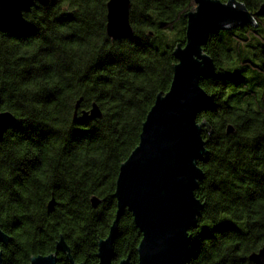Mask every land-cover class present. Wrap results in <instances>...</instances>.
<instances>
[{"label": "trees", "instance_id": "16d2710c", "mask_svg": "<svg viewBox=\"0 0 264 264\" xmlns=\"http://www.w3.org/2000/svg\"><path fill=\"white\" fill-rule=\"evenodd\" d=\"M108 1L36 3L24 27L0 30V112L18 119L0 143V225L12 236L0 243L3 264L56 252L60 235L77 262L98 263V241L116 215L120 166L157 94L170 88L173 50L185 43L195 0H131L134 34L124 39L107 33ZM241 1L251 11L264 3ZM256 19L257 26L214 33L205 47L220 74L201 80L213 103L198 121L213 132H204L209 153L195 194L206 205L190 230L189 264H255L249 255L264 244V16ZM93 102L103 115L83 118ZM93 196L103 199L97 208ZM141 238L126 210L113 264L128 256L138 264ZM58 258L71 264L61 251Z\"/></svg>", "mask_w": 264, "mask_h": 264}, {"label": "water", "instance_id": "95a60500", "mask_svg": "<svg viewBox=\"0 0 264 264\" xmlns=\"http://www.w3.org/2000/svg\"><path fill=\"white\" fill-rule=\"evenodd\" d=\"M51 0H0V30L12 31L26 25L25 13L38 3L48 6ZM131 0H109L107 3V33L113 39L134 34L130 20ZM186 40L177 43L173 54V79L166 92H159L142 125L140 140L128 158L122 162L116 180L115 219L105 238L98 241V263L112 264L114 242L125 211L132 213L142 238L138 245V264H189L192 258L190 230L198 227L206 203L195 191L205 178L199 165L209 153L204 132L212 134L211 124L198 121V115L213 103V96L201 85V80L220 74L213 57L205 51L214 31H231L247 24L257 26L256 17L264 16V3L251 11L241 0H195L186 14ZM83 100L76 105V114ZM103 115L97 102L82 109L81 116L96 119ZM11 111L0 112V143L9 128L17 123ZM228 134L235 132L228 124ZM103 199L91 198L94 208ZM53 196L49 211L56 206ZM12 236L0 225V243L8 244ZM63 252L71 264L77 262L63 235L56 241V252L33 255L29 264H58V252ZM255 264H264V244L249 255ZM0 264L3 252L0 250ZM118 264H132L131 257Z\"/></svg>", "mask_w": 264, "mask_h": 264}, {"label": "rangeland", "instance_id": "374dc122", "mask_svg": "<svg viewBox=\"0 0 264 264\" xmlns=\"http://www.w3.org/2000/svg\"><path fill=\"white\" fill-rule=\"evenodd\" d=\"M223 32H224V31H223ZM221 37H222L223 39L227 40L229 36H228L227 33H221ZM244 55H246L248 58L253 57L252 49L249 48V47H246V48L244 49ZM229 94H230V92H229ZM229 94H228V95H229ZM228 95L225 97L226 100H228ZM232 100H233V99H232ZM232 100H231V104L235 103L234 100H233V101H232Z\"/></svg>", "mask_w": 264, "mask_h": 264}, {"label": "flooded vegetation", "instance_id": "af4514ba", "mask_svg": "<svg viewBox=\"0 0 264 264\" xmlns=\"http://www.w3.org/2000/svg\"><path fill=\"white\" fill-rule=\"evenodd\" d=\"M223 1H226V0H223ZM219 32H221V31H214V32H212L211 33V35H210V37L215 33H219ZM209 42H210V38H209V40H208V42H207V44L204 46V49H205V47L209 44ZM205 51H206V49H205ZM207 52V51H206ZM255 54V53H254ZM217 70H218V68H217ZM115 258V257H114ZM99 261V260H98ZM112 264H113V261H112Z\"/></svg>", "mask_w": 264, "mask_h": 264}]
</instances>
